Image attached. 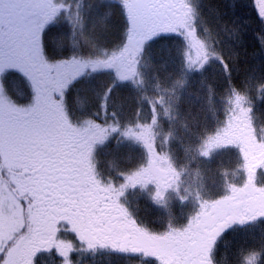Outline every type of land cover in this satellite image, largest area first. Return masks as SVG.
I'll list each match as a JSON object with an SVG mask.
<instances>
[{
  "label": "snow or ice",
  "instance_id": "snow-or-ice-1",
  "mask_svg": "<svg viewBox=\"0 0 264 264\" xmlns=\"http://www.w3.org/2000/svg\"><path fill=\"white\" fill-rule=\"evenodd\" d=\"M217 12L234 45L259 49L258 87L255 69L234 82L220 41L201 30L199 0H0V264H45L52 253L82 264L73 256L100 250L142 264H217L226 234L264 224V125L251 95L264 102V0ZM115 17L122 27L110 43ZM216 66L227 82L218 103L207 78ZM98 76L108 79L82 104L76 86ZM117 90L133 109L111 102ZM112 141L127 148L122 162L106 151ZM233 149L237 166L214 173L217 189L202 165ZM133 197L160 210L159 227L139 217ZM238 264H264V230Z\"/></svg>",
  "mask_w": 264,
  "mask_h": 264
},
{
  "label": "trees",
  "instance_id": "trees-1",
  "mask_svg": "<svg viewBox=\"0 0 264 264\" xmlns=\"http://www.w3.org/2000/svg\"><path fill=\"white\" fill-rule=\"evenodd\" d=\"M85 4L91 2V0H84ZM201 4V14H202V23H201V30L208 29L212 35L213 38L220 41L219 48L223 50V54L225 56L226 61L229 63V65H235V70L232 73V77L234 82L239 85L240 81L244 79L245 76H250L252 74L253 69L256 70L255 77L253 78V84L258 87L259 76H260V64L261 61L258 58L259 56V49L255 48L254 42L252 40H249V47L247 49L243 47H239L237 45H234L231 39L229 38L228 34L224 31H221L220 24L222 22L217 20L219 9L220 11H223L227 5H230L232 3L239 2V0H199ZM244 2H247V0H244ZM122 27V22L119 17H115L113 20L109 23V35L108 40L111 43L112 41H116L119 39L120 36V29ZM66 31V30H61ZM217 33H219L217 35ZM57 35H59V31L57 28L53 27L51 31L48 33L47 39L49 41V47H52L51 41L54 39ZM153 60L155 63V66L160 68V74H164V66L167 61H169V56L166 52H160L159 54L153 55ZM172 65L171 63L167 64V70H171ZM208 83L213 86L216 90V101L219 102V99L221 95L223 94L224 88L226 86V80L224 79L222 72L219 70V66H216V68H213L209 71L207 74ZM106 76H98L95 80H93L91 83H81L78 84L76 87L77 89H81V95H82V104H87L88 106H91L92 104V97H93V90L99 88L102 86L104 82L107 81ZM199 77L194 76L193 82L191 84V87L189 88V92L196 94L198 91H200V86L198 84ZM21 89H23L24 93L27 94V87L24 84L19 85ZM75 89H73V93L69 94V102L72 103V96L75 93ZM253 93V92H252ZM251 93V94H252ZM23 102V101H22ZM115 105H123L126 109H133L134 104L131 102V100L128 98V94L126 92H122L120 90H117L113 93L112 101ZM199 105H193L191 107V111L193 115L197 114V111L199 109ZM264 107V102H263ZM189 108V105L185 102L181 105V110L183 112H187ZM262 117L264 118V108L261 111ZM191 117H189V120ZM257 125H264V122H256ZM113 145V146H112ZM110 150H106L108 152L113 153L115 156L119 158V162H122L128 155L126 146H117L116 142L112 141L108 145ZM173 148L177 150L178 153L182 155L180 145L179 143H174ZM238 162V154L235 149L225 152H219L213 156L211 159V162L206 165H202L203 174L207 180V182L211 185L213 179L216 181V187L219 188L220 184V178L218 176H214V173L217 171H222L225 169L228 170H234L237 166ZM195 167V165H193ZM242 174L234 176L235 182L238 184L242 180ZM147 199L144 198H134L133 202L134 206L136 207L138 214L140 211H155L157 214L155 215V219L158 221V218L160 216L159 209L157 207L151 209L148 206H146ZM190 209L184 208L183 211L186 213ZM175 212L179 214L181 212V207L177 205L175 207ZM262 226L255 225L250 230H260ZM264 230V229H263ZM249 231V230H247ZM250 232V231H249ZM249 232H239L232 234L228 237H224L220 241L219 245V251L216 254V259L219 264H238V258H239V251L240 249H249L252 247H255L257 244V241L259 240V237L257 234H254L255 239L252 238L248 233ZM241 233V234H240ZM145 260H151V259H145ZM142 264V261L140 259H132L127 257L126 259L119 258V260H103V259H96L94 264Z\"/></svg>",
  "mask_w": 264,
  "mask_h": 264
},
{
  "label": "flooded vegetation",
  "instance_id": "flooded-vegetation-1",
  "mask_svg": "<svg viewBox=\"0 0 264 264\" xmlns=\"http://www.w3.org/2000/svg\"><path fill=\"white\" fill-rule=\"evenodd\" d=\"M146 206H148L151 209L156 207L150 201L148 203H146ZM156 214H157V212H155L153 210H151V211H140V218L142 220H144L146 223L152 224L154 227H159L158 221L154 218ZM257 231H262V230H256V234H257ZM101 251H106L107 253H106L105 257L110 259V260L114 259V255L115 254H117V255H125V254H119V253L111 252V251H108V250H100L99 252H101ZM99 252H97V255L101 257ZM91 255H92L91 253L84 254L83 256L74 255L73 259L74 260L78 259V260L82 261V264H87V259ZM46 257H49V256H46ZM144 259H151V258H144ZM45 264H59V257H57L55 255V253H52L50 261L45 263Z\"/></svg>",
  "mask_w": 264,
  "mask_h": 264
},
{
  "label": "rangeland",
  "instance_id": "rangeland-1",
  "mask_svg": "<svg viewBox=\"0 0 264 264\" xmlns=\"http://www.w3.org/2000/svg\"><path fill=\"white\" fill-rule=\"evenodd\" d=\"M251 95L257 97L256 107H255V121L264 122V118L262 117V114H261L262 113L261 111L263 110L264 107H263V102H261L259 99V93L254 90ZM260 234L261 232L257 231V235L260 236Z\"/></svg>",
  "mask_w": 264,
  "mask_h": 264
}]
</instances>
